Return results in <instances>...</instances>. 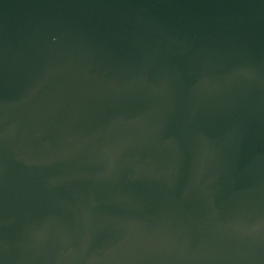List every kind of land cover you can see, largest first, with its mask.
Listing matches in <instances>:
<instances>
[{
    "label": "water",
    "instance_id": "95a60500",
    "mask_svg": "<svg viewBox=\"0 0 264 264\" xmlns=\"http://www.w3.org/2000/svg\"><path fill=\"white\" fill-rule=\"evenodd\" d=\"M0 264H264V0H0Z\"/></svg>",
    "mask_w": 264,
    "mask_h": 264
}]
</instances>
